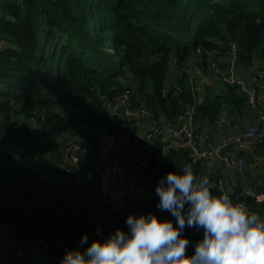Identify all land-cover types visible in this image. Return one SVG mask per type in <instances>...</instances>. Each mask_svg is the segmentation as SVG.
Here are the masks:
<instances>
[{"label": "trees", "instance_id": "1", "mask_svg": "<svg viewBox=\"0 0 264 264\" xmlns=\"http://www.w3.org/2000/svg\"><path fill=\"white\" fill-rule=\"evenodd\" d=\"M0 39L9 43L0 46V223L15 234L22 256L16 264H60L68 249L87 247L83 234L90 244L126 229L130 212L151 210L175 223L157 207V184L151 195L116 208L103 192L98 161L76 163L68 143L99 158L102 133L132 140V122L123 126L104 108L128 89L133 109L146 107L173 123L192 106L195 119L210 123L224 108L243 113L248 95L236 85L222 84L199 102L189 72L172 88L166 81L174 58L181 64L201 52L208 70L209 57L224 56L232 41L238 65L264 61V0H1ZM155 142L153 165L166 144ZM166 160L165 173L190 164L198 177L210 174L213 192H223L221 176L192 161L186 147H170ZM232 197L248 199L239 184ZM249 206L264 212L256 196ZM182 234L191 254L203 229L186 226Z\"/></svg>", "mask_w": 264, "mask_h": 264}, {"label": "clouds", "instance_id": "2", "mask_svg": "<svg viewBox=\"0 0 264 264\" xmlns=\"http://www.w3.org/2000/svg\"><path fill=\"white\" fill-rule=\"evenodd\" d=\"M208 176L194 174L190 164L158 180L157 207L175 217L130 212L126 229L117 227L85 248L68 249L60 264H264V217L253 214L229 192H213ZM248 195V193H247ZM253 196V195H252ZM203 229L191 254L185 227Z\"/></svg>", "mask_w": 264, "mask_h": 264}, {"label": "crops", "instance_id": "3", "mask_svg": "<svg viewBox=\"0 0 264 264\" xmlns=\"http://www.w3.org/2000/svg\"><path fill=\"white\" fill-rule=\"evenodd\" d=\"M188 64L189 75L192 80V85L194 86L195 90L198 91L199 102L204 100L207 92L213 94L220 91V89L218 90V87L220 88L222 83L214 78L213 72L210 70L211 68L208 70L203 68L196 59L189 60ZM239 69L240 73L247 72L243 66L239 67ZM178 82L179 74L177 68L173 67L167 76L166 86L168 88H172L176 86ZM209 88L211 91H208ZM174 92L177 93V91ZM260 113L264 115V102H258L256 106L249 104L248 108L243 113H240L237 110L229 112L227 108H224L219 117H231L232 122L223 129H220L217 126L216 121L214 123H210L207 117H197L195 120L198 127L202 129L204 136L208 137L215 143H219L223 140L224 134L226 132L238 131L239 129L244 128L246 125L256 122L260 118ZM120 122L123 126H125L126 123L130 121L120 120ZM131 122L132 124H130L129 127L133 135L132 140H130L126 133H102L99 158L97 156L92 157L89 153V149L86 147L80 148L77 146L73 150L72 154L73 160L78 164H89L95 160L108 166H114L127 159L135 161L142 150L148 147L151 143L147 138L146 133L154 126H161L166 130L163 135L157 137L166 144L160 149L155 165L147 168V170H145L142 175H135L133 172L114 173L109 171L108 168L104 172H101L103 192L109 195V198L113 204L117 202V205L119 202H122V200L127 201L128 199L132 200L135 198H143L151 195L152 190L150 187L157 184L159 178L165 174L164 166L167 162L166 154L170 147H180L178 143L173 141L167 130L175 123L168 120L163 113L160 114L158 119H155L150 112H147L141 114L136 121ZM263 148L264 143L256 145L246 142L242 145L228 147L222 156L215 157L211 159L210 162L207 161L203 163L210 173L216 172L221 176L220 178H224L225 187L234 188L239 184L243 186V191L246 193L244 190L245 185H247L245 170L248 168L249 171L254 175L258 173L259 170L253 166L252 160L257 154L264 153ZM239 156L246 158V167L244 169L227 170L225 168L226 159H235ZM122 191H124V194L121 196L120 193ZM250 212L253 214L256 213L254 210H251ZM260 215L264 217V212H262ZM0 230L3 234H8L14 238H11V243L9 242L14 248L16 246L15 234L7 226L1 223ZM3 249V246H0V253L6 252ZM13 252L17 255L15 248ZM17 257L18 255L16 256V259ZM15 261L16 260L14 256L7 258L5 256H0V264H15Z\"/></svg>", "mask_w": 264, "mask_h": 264}, {"label": "built area", "instance_id": "4", "mask_svg": "<svg viewBox=\"0 0 264 264\" xmlns=\"http://www.w3.org/2000/svg\"><path fill=\"white\" fill-rule=\"evenodd\" d=\"M9 43L5 39H0V46L4 47ZM238 60V44L235 41L230 43L229 49L224 56L219 58H212L210 68L213 72L215 79L222 84H230L238 86L239 91L246 92L248 95L249 104L256 106L258 102H264V61L259 58H252L248 65L243 66L247 71L246 73H240L237 64ZM222 62L226 64L222 65ZM188 62L179 64L177 59L171 61V68L176 67L178 74L183 72H189ZM165 93L167 91H164ZM131 91L128 89L115 101H107L104 104V108L108 116L114 121L120 122V120L136 121L141 114L149 112L146 107H140L133 109L130 102ZM195 108L194 106L188 108L183 114L179 116V120L172 125L168 130L174 142L180 146L186 147L189 151L192 161L201 160L202 162H210L215 157L222 156L226 149L231 146H238L249 142L251 144L260 145L264 143V115L260 113V118L253 123L246 125L244 128L238 131L226 132L221 142L215 143L208 137L204 136L202 129L198 127L195 120ZM232 122L231 117L223 116L216 120L217 126L221 129L230 125ZM165 129L161 126H154L146 133L147 138L150 140V145L142 150L138 155L137 160L127 159L120 164L114 166H108L99 162L96 164L97 168L104 172L107 168L114 173L117 172H133L135 175H142L147 168L153 166L154 159L156 157V142L155 139L165 133ZM79 147L74 142H70L67 145V153L72 155V151ZM70 155V156H71ZM246 158L239 156L235 159H226L225 168L227 170L244 169L246 167ZM252 164L258 170L264 168V153L257 154ZM92 174V172H89ZM219 187L224 192H229L230 196L234 192L233 187H225L224 178L219 179ZM248 193V192H246ZM245 193V194H246ZM251 193V192H249ZM248 193V194H249ZM124 191L120 193L122 196ZM260 201H264V191L260 194H253ZM250 210V206L247 202L242 201ZM123 205H126L125 200H122ZM255 214L260 215V212ZM5 238L0 231V243H3Z\"/></svg>", "mask_w": 264, "mask_h": 264}, {"label": "water", "instance_id": "5", "mask_svg": "<svg viewBox=\"0 0 264 264\" xmlns=\"http://www.w3.org/2000/svg\"><path fill=\"white\" fill-rule=\"evenodd\" d=\"M195 58L197 59V62L202 66L207 68L201 52H198L195 54ZM245 176L247 185H245L244 190L245 192H251L253 194H260L264 191V168L262 170H259L257 174H252L249 169L247 168L245 170ZM248 194L247 199V205L249 206V200L252 194Z\"/></svg>", "mask_w": 264, "mask_h": 264}, {"label": "rangeland", "instance_id": "6", "mask_svg": "<svg viewBox=\"0 0 264 264\" xmlns=\"http://www.w3.org/2000/svg\"><path fill=\"white\" fill-rule=\"evenodd\" d=\"M0 2H1V0H0ZM210 61H211V58L209 57V59H208V65H209V69H210ZM211 70V69H210ZM210 72V71H209ZM209 74V73H208ZM220 88L218 87V90H219ZM81 148V147H80ZM72 154H73V151H72ZM71 155V154H70ZM71 157H72V155H71ZM136 199V198H135ZM125 202H126V204H127V202H128V200L126 201L125 200ZM114 206L116 207V208H121V207H126V205L124 206L123 205V203L122 202H119V204L117 205V202H115L114 203ZM6 235H8V234H6ZM8 238V240H12L11 238H13L12 236H9V237H7ZM14 239V238H13ZM0 246H3V250L4 251H6V252H3V253H0V256H5L6 258L7 257H13L14 256V258H15V264L18 262V261H21L22 260V256L20 255V256H18L17 257V259H16V254L13 252V250H14V248L6 241V240H4L3 241V243H0ZM6 248V249H5ZM21 254V253H20ZM41 263V261H40V259H38V264H40Z\"/></svg>", "mask_w": 264, "mask_h": 264}]
</instances>
